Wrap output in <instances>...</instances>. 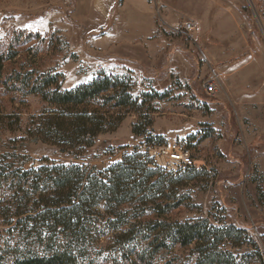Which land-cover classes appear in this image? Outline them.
<instances>
[{
	"label": "rangeland",
	"instance_id": "1",
	"mask_svg": "<svg viewBox=\"0 0 264 264\" xmlns=\"http://www.w3.org/2000/svg\"><path fill=\"white\" fill-rule=\"evenodd\" d=\"M158 1L164 4L161 13L148 18L144 2L135 17L151 21L150 31L135 33L128 30L122 0H0V51L14 56L4 61L0 77V166L39 169L51 164L47 158L55 165H78L85 180L136 154L126 143L136 136L134 124L145 130L138 137L152 142L195 128L193 153L203 164L197 168L201 173L184 181L179 189L184 204L165 216L207 218L214 230L231 231L219 245L228 250L225 264H264V0ZM191 19L199 27L186 33L182 24ZM98 63L118 74L132 70L139 79L136 87L124 85L132 103L114 109L123 116L118 127L99 134L100 141L85 151L45 142L32 129L33 118L55 106L32 82L51 75L62 90L72 89L96 80ZM12 73L29 79L4 82ZM212 79L217 90L207 94L204 84ZM159 172L170 186L177 183L179 174ZM8 183H0V208L13 204ZM19 197L24 205L22 193ZM148 207L126 206L123 221L142 218ZM98 210L85 237L70 240L78 264H195L199 258L193 246L181 247L171 238L169 248L151 252L146 232L119 243L116 231L105 225V211ZM17 219L0 210V264H9L23 243ZM33 246L40 253L51 245Z\"/></svg>",
	"mask_w": 264,
	"mask_h": 264
},
{
	"label": "trees",
	"instance_id": "2",
	"mask_svg": "<svg viewBox=\"0 0 264 264\" xmlns=\"http://www.w3.org/2000/svg\"><path fill=\"white\" fill-rule=\"evenodd\" d=\"M4 51H0V77L4 61L14 58L13 54L6 56ZM26 79L29 78L22 77L21 73H12L3 81L17 84ZM32 85L44 100L55 106L33 118L32 129L45 142L57 145L63 151L76 148L85 151L92 147L99 134L115 130L122 121V114L114 109L132 103V96L126 93L124 84L119 81L92 80L62 90L58 78L48 75L35 79ZM144 131L141 125H133L134 135H142ZM145 141L152 144L163 142H152L151 138ZM3 158L4 155L0 156V163ZM45 160L51 164L36 170L18 168L10 171L0 166V183L9 181L14 193L12 206H1L0 210H6V217L15 215L18 218V234L23 241L22 244L18 242L9 264H78L70 240L77 242L85 237L91 218L96 216L99 219L101 215L99 208L105 211V225L116 231L115 240L119 243L137 232H146L151 233L148 242V246L153 247L151 252L169 248L171 238L181 247L193 246L198 251L199 258L195 264L227 263L228 250L221 249L219 245L229 238L227 235L231 231L214 230L207 218L181 221L165 216L184 204L179 189L187 185L184 181L189 183L196 179L195 173H201L197 168L192 167L179 175L177 183L173 181L174 186H170L164 180L166 174L159 169L148 168L138 161L137 154L124 157L106 173L90 172L85 180L86 172H82L78 165H55L53 160ZM20 193L26 199L24 205ZM148 205L147 209H142V218L123 221L128 212L126 206L137 211ZM45 241L51 246L37 253L33 244ZM233 246L240 244L237 242Z\"/></svg>",
	"mask_w": 264,
	"mask_h": 264
},
{
	"label": "built area",
	"instance_id": "3",
	"mask_svg": "<svg viewBox=\"0 0 264 264\" xmlns=\"http://www.w3.org/2000/svg\"><path fill=\"white\" fill-rule=\"evenodd\" d=\"M164 4L155 2L156 13H161ZM183 30L186 33H194L199 23L195 19L183 22ZM95 79L102 81L104 79L110 81L119 80L122 84L136 87L139 83L138 76L132 70L118 72L107 70L103 63H98L95 69ZM207 94H212L217 90L216 80L212 79L204 84ZM198 132L192 128L185 133L180 134L175 138L163 141L162 143H148L145 139L135 136L129 139L126 143L129 148H132L138 156V161L145 164L153 170H169L179 175L185 174L190 168H200L201 165L195 158L193 150L198 141ZM100 138H96L95 142ZM34 170L38 169L35 165ZM109 169L103 167L101 172L106 173Z\"/></svg>",
	"mask_w": 264,
	"mask_h": 264
},
{
	"label": "crops",
	"instance_id": "4",
	"mask_svg": "<svg viewBox=\"0 0 264 264\" xmlns=\"http://www.w3.org/2000/svg\"><path fill=\"white\" fill-rule=\"evenodd\" d=\"M116 1H118V0H116ZM156 1L159 2L158 0H122L120 7H122L126 11L125 15L128 17V22H127L128 25L127 26H128L129 31H133L135 33H143L147 29H148V31H150V28L152 25L151 21L146 22V24L142 20H140L139 22L137 21L138 24H137V27L135 26V28L132 25H135V22H136L135 17L138 16V14H139L138 11L141 10V7L144 5V2L148 3V11H149L148 18L152 17L151 16V15H153L152 13L156 12V10H155V2ZM124 22L126 23V20Z\"/></svg>",
	"mask_w": 264,
	"mask_h": 264
}]
</instances>
